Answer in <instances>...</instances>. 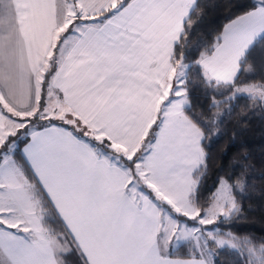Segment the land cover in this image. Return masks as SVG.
I'll use <instances>...</instances> for the list:
<instances>
[{"label": "snow or ice", "instance_id": "snow-or-ice-1", "mask_svg": "<svg viewBox=\"0 0 264 264\" xmlns=\"http://www.w3.org/2000/svg\"><path fill=\"white\" fill-rule=\"evenodd\" d=\"M212 8L0 0V264H264L248 156L211 163L234 102L264 120V0Z\"/></svg>", "mask_w": 264, "mask_h": 264}, {"label": "trees", "instance_id": "trees-1", "mask_svg": "<svg viewBox=\"0 0 264 264\" xmlns=\"http://www.w3.org/2000/svg\"><path fill=\"white\" fill-rule=\"evenodd\" d=\"M205 2L209 7L205 20L208 30L221 26L225 18L223 12L212 8L216 0ZM246 105H250V102L245 99L236 101L232 114L224 116L220 136L213 139L211 163L213 166L223 164L225 169H229L237 163H243L238 159L241 154L248 156V163L253 167L248 173V198L244 207L249 211L245 213L247 220L240 222L239 227L259 237L264 234V200L260 199L261 190L264 189V120L257 113L255 116L249 115L244 123H239L241 115L247 111ZM236 171L239 173L240 169L237 168Z\"/></svg>", "mask_w": 264, "mask_h": 264}]
</instances>
